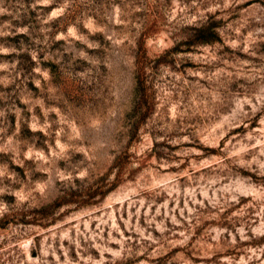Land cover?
Instances as JSON below:
<instances>
[{
  "label": "rangeland",
  "instance_id": "374dc122",
  "mask_svg": "<svg viewBox=\"0 0 264 264\" xmlns=\"http://www.w3.org/2000/svg\"><path fill=\"white\" fill-rule=\"evenodd\" d=\"M0 264H264V0H0Z\"/></svg>",
  "mask_w": 264,
  "mask_h": 264
}]
</instances>
